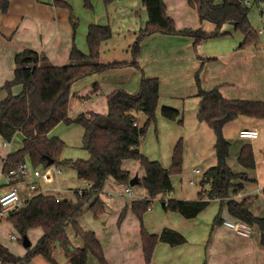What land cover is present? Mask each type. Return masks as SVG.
<instances>
[{
	"label": "crops",
	"instance_id": "1",
	"mask_svg": "<svg viewBox=\"0 0 264 264\" xmlns=\"http://www.w3.org/2000/svg\"><path fill=\"white\" fill-rule=\"evenodd\" d=\"M57 1L68 5L71 2L75 8L81 6L82 9L76 12L78 16L75 15L78 24L74 34L70 11ZM162 1L166 15L173 20L177 30L200 29L207 33L215 30L213 22L199 19L196 7L188 0ZM91 2L93 8L84 9L82 0H9L7 12L0 11V101L7 96L2 85L13 78L16 67L14 56L17 52L32 49L46 56L54 65H65L69 62L73 45L88 54L86 35L89 24L108 25L111 36L100 43L99 61L124 64L73 82L69 90L67 116L72 120L81 114L87 116L90 112L105 114L106 95L109 92L121 88L134 94L138 91L142 75L157 78L159 97L155 110L156 123L148 126L138 149L148 159L156 160L168 168L173 148L181 140L182 166L179 173L170 176L173 190L150 199V208L143 214V224L148 232L154 234H160L164 228L173 229L185 237V242L170 245L157 241L148 264H264V231L254 223L250 224L251 234L243 236L226 226L223 220L236 218L228 212L226 205L220 208L221 199H211L193 218H185L176 211L164 208V201L169 198L196 199L201 190L204 171L217 161L215 134L212 128L197 118L200 97L197 96L196 76L204 90L217 87L228 99L264 102V34L255 29L256 41L241 46L244 38L242 33L234 32L237 31L235 24L226 22L218 35L194 46V38L190 35L155 32L142 38L139 43L138 54L133 58L138 68L130 64L132 60L127 58L131 55L130 45L148 20L142 0H113L107 5L103 0ZM260 13L263 16L264 9ZM117 49L122 53L116 54ZM21 91V84L11 87L14 95ZM162 106L176 109L179 113L177 118H164L161 115ZM135 115L137 123L141 124L144 120L142 113L136 112ZM62 125H65V130L61 128L58 130L60 135L55 136L62 139L64 144L67 143L66 135L70 133H76L75 141L80 136L82 139L83 128L76 122L61 121L49 131V135ZM242 128H256L258 136L253 139L241 138L238 133ZM222 132L230 143L227 164L233 172L246 176L233 180L234 186L224 202L228 199L241 201L252 198L253 203L249 207L251 213L264 218V117L239 115L225 123ZM70 139L73 140L72 137ZM12 140H3V144L8 145L9 149ZM235 140L238 142L233 143ZM243 144H249L252 148L255 163L252 168H245L237 160ZM11 151L14 150H9L5 156ZM122 168L129 172L130 179L136 175L137 183L132 185L134 188H130L131 193L127 194V184L118 183L111 176L106 178L99 192L105 212L95 217L98 221L92 224V230L108 264H145L140 222L131 209L133 201L148 197L146 189L140 184L144 170L136 159L123 160ZM193 168H197L198 172H193ZM20 180H24L27 185L26 179ZM82 181L84 185L85 181ZM7 182L1 184L0 181V195L9 188ZM239 184L242 190L233 191ZM83 185L67 188V191L74 193ZM47 187H41L43 194L55 196L56 192L49 194L50 188ZM103 196L106 200L102 199ZM126 207L125 216L118 222L122 209ZM217 215L221 222L213 225ZM89 263L98 264L90 253L87 255Z\"/></svg>",
	"mask_w": 264,
	"mask_h": 264
},
{
	"label": "trees",
	"instance_id": "2",
	"mask_svg": "<svg viewBox=\"0 0 264 264\" xmlns=\"http://www.w3.org/2000/svg\"><path fill=\"white\" fill-rule=\"evenodd\" d=\"M113 0H103L107 5ZM196 7L198 17L215 24L213 32L175 28L173 20L165 13L162 0H142L146 8L148 20L137 34L132 44V57H136L139 43L147 35L155 32L166 34L190 35L194 38V46L219 34L221 26L229 21L235 22V29L243 35L241 46L252 44L257 39V32L251 26L249 7L241 0H188ZM264 3V0H255ZM70 11L72 32L74 34L77 21L73 17L71 6L57 1ZM86 9H92L91 0H83ZM9 0H0V11L7 12ZM111 36L108 25L89 24L86 35L88 54L79 51L74 45L69 54V62L65 65H54L46 56L32 49H23L14 56L15 69L13 78L5 81L2 89L7 96L0 101V136L5 142H11L17 132L21 133V145L9 152L2 161L1 171L8 177L19 164L29 161L34 167L48 166L47 159H53V165L68 166L75 170L77 177L90 182L91 187L76 191V200L57 199L52 195L34 193L22 205L9 211L7 220L22 238L31 228L39 227L42 233L36 243L26 247L22 255H15L0 242V262L2 264H29L35 256H42L48 264H56L53 257L54 244L64 250L70 264H87V255L92 254L98 264H108L101 244L93 230H87L79 224L85 206L98 217L105 212L99 192L107 177L111 176L118 183L128 184L129 172L122 168L125 159H136L143 167L144 176L140 184L146 189L148 197L133 201L131 209L140 222V236L145 264L150 262L157 241L170 245L185 242V237L170 228H164L160 234L150 233L143 224V214L150 205V199L158 194L170 193L173 190L170 176L179 173L182 166V141L178 140L173 148L171 164L163 167L158 161L150 160L139 152L138 146L145 136L148 126L156 123L155 110L159 91L155 77L141 76L138 91L134 94L117 88L106 95L107 112L105 114L90 112L89 115H78L74 119L67 116L68 96L73 82L106 68L119 66L123 62L103 63L99 61V46L103 40ZM130 64L139 68L137 62ZM197 96L200 97L197 118L212 128L215 134L214 149L216 164L207 168L200 182L201 190L196 199L183 200L169 198L164 201L166 210L176 211L185 218H193L201 212L213 198L221 199V206L226 205L228 212L236 219L249 224L256 223L264 231V218L254 216L249 207L252 198L236 201L228 199L233 180L246 177L237 174L227 164L230 143L225 138L222 128L228 121L239 115L264 117V102L225 98L217 87L204 90L196 76ZM22 85L19 94H12L11 87ZM136 112L144 115L141 124L137 123ZM178 111L169 106H162L161 115L175 120ZM76 122L83 128L82 147L89 152L87 159L61 158L64 141L57 136L49 135V131L59 122ZM238 162L245 168L254 167L252 148L243 144ZM42 168V169H43ZM242 190L236 185L233 191ZM126 213L124 208L118 222ZM221 222L219 215L213 225ZM71 225L75 234L82 241V246H72L66 228ZM264 237V235H263ZM264 241V238H263Z\"/></svg>",
	"mask_w": 264,
	"mask_h": 264
},
{
	"label": "rangeland",
	"instance_id": "3",
	"mask_svg": "<svg viewBox=\"0 0 264 264\" xmlns=\"http://www.w3.org/2000/svg\"><path fill=\"white\" fill-rule=\"evenodd\" d=\"M134 1H136V0H134ZM241 1L249 7L248 18H249L251 26L256 30L263 29L264 28V20H263L264 15L262 16L260 11L264 9V5H261V3H258L255 0H241ZM69 3L71 5V11H72L73 17L75 18V15L78 16L77 15L78 13H76V12L78 9L81 8V6L79 5V7L75 8L71 2H69ZM82 6H83V0H82ZM83 8L86 9L84 6H83ZM78 20L80 22V18ZM77 24H78V21H77ZM234 32L240 33V31H238V30L234 31ZM261 34H263V33H261ZM234 35H236V34H234ZM118 39L120 40V38H116V40H118ZM118 42H120V41H118ZM122 47H124V45ZM129 50H130L131 55H130V58H127V59L133 60L132 45H130ZM121 53H122L121 50H118V49L116 50V54H121ZM143 117H144V115L142 116V118ZM66 127H69V125ZM61 128L63 130H65V125H62L57 130L52 132V135L53 136H55L57 134L60 135V132H58V130H60ZM70 137H72L73 140H71ZM75 138H76V133H74L73 135L70 133L69 136L66 135L67 143L64 144V147H63L61 155H60L61 158L87 159L89 157V152L85 148L82 147L81 136L76 141H75ZM237 139H238V137H237ZM3 142L4 141H3L2 137L0 136V181H1V184H6V182H7L6 177L4 175L3 176L1 175V173H2V171H1L2 158L5 156V154L9 150H15L18 148L17 146H19V144L21 143V134H18V135H17V133L15 134V136L13 137L11 145L9 144V146H10L9 149H8V145H4ZM235 142H238V140L233 141V143H235ZM230 160L233 161V158H231ZM53 166H55V165H53ZM58 167L60 169L59 183H60L62 189L63 190L65 189V192L61 191V192H58L57 194L56 193L55 194L61 195L62 197L69 199V200H76L75 199L76 191L74 190V193H71V191H67V190H69L67 188H75L77 186L83 185L82 179H80L76 176V174L72 168H70L68 166H58ZM39 168L41 171H43L42 166H39ZM35 181H36V186L40 185V187H37L36 191H39L41 189V187H43V186L44 187L48 186L50 188L48 191L49 194L55 192L54 191L55 190V182L54 181L44 182L42 180L41 176L36 177ZM12 182L13 183L16 182L15 186L17 187L19 196L22 200L28 199L33 195V191L29 189V187L25 184L24 180L15 179ZM128 186L130 188H134V187L127 184V187ZM105 196L102 197L103 200H106ZM126 210H127V207H126ZM95 221L97 222L98 220H95V218L92 215V212L88 209L87 206H85V208L83 209V214L79 218V224L84 229H87V230L91 229L92 230V226H93L92 224L95 223ZM66 231H67V235L69 237V240H70L72 246H82L83 245L82 239L75 234L71 225L67 226ZM41 233H42V230L39 227L29 229V231L27 232L25 237H26L27 241L31 242L30 246H32L36 243V241L40 237ZM11 235H14L15 237L12 239ZM0 238H1L2 244L4 246H6L15 255L22 256L25 253L26 246L23 244L24 238H22L19 234L14 232V228H13L12 224L7 219H5V220L3 219L0 221ZM53 257L56 260L57 264H68L69 263L67 257L65 256L64 250L57 243L54 244ZM33 259H32L33 261L31 260V262H29V264H48L47 261L40 255L35 256ZM89 264H91V263H89Z\"/></svg>",
	"mask_w": 264,
	"mask_h": 264
},
{
	"label": "built area",
	"instance_id": "4",
	"mask_svg": "<svg viewBox=\"0 0 264 264\" xmlns=\"http://www.w3.org/2000/svg\"><path fill=\"white\" fill-rule=\"evenodd\" d=\"M259 32L264 34V29H260ZM238 135L241 138L253 139L258 136V130L256 128H242L239 130ZM193 172H198V169L193 168ZM59 173V167L56 165L53 166V164L44 167L43 171H41L39 167H34L33 165H31L29 161H25L24 163L19 164L16 170H14L8 177H6L10 186L3 194L0 195V220L6 219L8 217L9 211L19 207L24 202L23 200H21L18 189L12 181H14L15 179H26L27 185L29 189L33 191V194L36 192H40L43 194L42 190L36 191L37 188L35 178L41 176L42 180L45 182H55V192L57 194L58 192L63 191L58 180ZM190 183H192V180H190ZM90 187L91 183L85 181L84 185L77 189V193L81 194L83 192V189ZM125 192L127 194L131 193V189L129 186L125 188ZM56 194L54 197H56L57 199L63 198L60 195ZM223 223L243 236H249L251 234L250 224L243 220H223ZM14 237V235L11 236L12 239Z\"/></svg>",
	"mask_w": 264,
	"mask_h": 264
},
{
	"label": "water",
	"instance_id": "5",
	"mask_svg": "<svg viewBox=\"0 0 264 264\" xmlns=\"http://www.w3.org/2000/svg\"><path fill=\"white\" fill-rule=\"evenodd\" d=\"M229 22H231L232 24H235V22L234 21H229ZM54 163V161H53V159H51V158H48L47 159V165H52ZM135 183H137V176L136 175H134L130 180H129V185H134ZM23 244L25 245V246H29V241H27L26 240V237H24V241H23Z\"/></svg>",
	"mask_w": 264,
	"mask_h": 264
}]
</instances>
